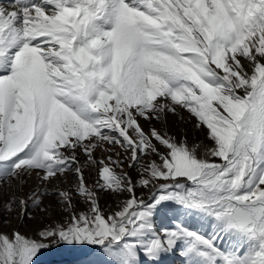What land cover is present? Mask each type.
<instances>
[{
	"label": "snow or ice",
	"instance_id": "1",
	"mask_svg": "<svg viewBox=\"0 0 264 264\" xmlns=\"http://www.w3.org/2000/svg\"><path fill=\"white\" fill-rule=\"evenodd\" d=\"M178 108L208 143L151 126ZM97 165L93 190L83 169ZM69 172L86 210L47 187ZM33 174L44 187L4 210L50 214L43 198L55 194L69 219L38 239L0 234V264H35L61 245L98 247L108 264L177 251L183 264H264V0L0 3V197ZM98 191L119 198L116 210L105 215Z\"/></svg>",
	"mask_w": 264,
	"mask_h": 264
},
{
	"label": "rangeland",
	"instance_id": "2",
	"mask_svg": "<svg viewBox=\"0 0 264 264\" xmlns=\"http://www.w3.org/2000/svg\"><path fill=\"white\" fill-rule=\"evenodd\" d=\"M180 113L179 116L169 113L166 117V124L162 125L160 122L153 120L151 122V126H154L157 129H161L164 127L166 131L177 137L178 140L186 139L188 144H192L193 142H204L208 143L206 139V129L197 130L194 125L196 124L195 119H189V113L187 111L178 108ZM181 116L183 119H181ZM144 130L147 132L149 130V123L143 120L140 121ZM108 145H105L107 148ZM120 151V149L114 148L112 149V153ZM107 153H105L102 149H97L94 152V156L97 160L105 159L107 160ZM78 159L81 163H83L86 157L83 153L78 154ZM151 159H157L152 157ZM145 163L150 162L148 159H145ZM158 162V161H157ZM98 169L99 165L96 168H84L83 175L86 181V184L95 190V185L98 180ZM124 172H127L128 175L136 180L138 177V172L136 168H128V161L124 162L123 165ZM117 172L120 169H116ZM26 183L20 189L14 191L13 188L3 187V195L0 197V234H6L9 237L12 236L13 232H19L22 236L26 238L38 239L37 231L39 229H43L48 225L55 226L57 222L64 223L66 219H69L67 213H63L60 210L58 205L57 196L55 194L48 195L43 198L42 206H51L50 214L42 213L38 209L32 211V215L35 217L34 219H28L25 217L23 221L18 219V212L14 211L11 214L7 213L4 210V203L9 200V197L15 195L17 198L26 197L33 191L37 189V187L43 188L44 185L40 184L38 178L33 174L32 177L26 178ZM78 179L75 176L74 172H69L64 176L53 179L51 183L47 185L48 189L52 191L59 186L60 190H72L74 195L73 203L76 204V210H86L85 206L80 202L78 197H75L74 186L77 184ZM14 185L17 182H13ZM145 195L146 193H142V190L137 189V195ZM99 204L105 215L116 210L117 200L119 199L116 196H113L109 193L98 191ZM31 211V209H30ZM181 219H184L181 217ZM162 223L165 226H171L175 223L170 219H163ZM191 227V225H188ZM35 264H108L107 257L104 255L102 250L98 247L92 246H67L61 245L58 247H51L48 250L42 251L38 258L35 261ZM163 264H183V257L177 251L174 254L166 256L163 260Z\"/></svg>",
	"mask_w": 264,
	"mask_h": 264
},
{
	"label": "trees",
	"instance_id": "3",
	"mask_svg": "<svg viewBox=\"0 0 264 264\" xmlns=\"http://www.w3.org/2000/svg\"><path fill=\"white\" fill-rule=\"evenodd\" d=\"M166 220H168V219H166Z\"/></svg>",
	"mask_w": 264,
	"mask_h": 264
}]
</instances>
